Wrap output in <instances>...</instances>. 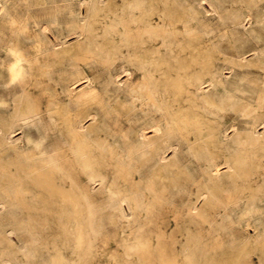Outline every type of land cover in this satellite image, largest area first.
<instances>
[{
  "label": "rangeland",
  "instance_id": "1",
  "mask_svg": "<svg viewBox=\"0 0 264 264\" xmlns=\"http://www.w3.org/2000/svg\"><path fill=\"white\" fill-rule=\"evenodd\" d=\"M230 1L116 0L98 17L94 0H0V114L14 144L1 147L2 192L10 193L5 174L18 166L17 152L35 146L83 210L68 217L66 201H42L16 172L14 203L0 206V264H264V177L258 188L254 180L264 154L251 144L244 152L242 139L253 115L243 116L244 102L264 111V0L251 9ZM147 9L166 25L126 30L148 39L134 48L120 19ZM71 123L78 139H69ZM256 129L263 134L262 123ZM143 136L157 139L159 153H146ZM98 145L108 158L92 180L81 157ZM209 166L219 179L209 180ZM199 192L203 215L189 208Z\"/></svg>",
  "mask_w": 264,
  "mask_h": 264
},
{
  "label": "bare ground",
  "instance_id": "2",
  "mask_svg": "<svg viewBox=\"0 0 264 264\" xmlns=\"http://www.w3.org/2000/svg\"><path fill=\"white\" fill-rule=\"evenodd\" d=\"M208 1V0H207ZM202 2H204V1H202ZM232 4L233 3H235V2H241L242 3V5H241V8H243V6L245 7V8H248V9H251L252 8V6L253 5H256V0H231L230 1ZM37 3V2H36ZM92 3V2H91ZM94 3H95V5H96V12H97V16L98 17H106L107 15H108V8H107V6H112L111 4H113V5H116L117 4V2H116V0H94ZM199 3V2H198ZM167 5V4H166ZM198 5H200V4H198ZM211 5H212V3H211ZM126 6V5H125ZM124 6V7H125ZM203 6V5H202ZM213 6V5H212ZM59 7V6H58ZM92 7V6H91ZM126 9V8H125ZM61 10V9H60ZM57 11H59V10H57ZM126 11V10H125ZM110 12V11H109ZM114 12V11H113ZM163 12V11H162ZM118 14V13H117ZM244 14V13H243ZM247 17L250 15V12L248 13V14H245ZM55 16H57V15H55ZM128 16V15H127ZM94 17V16H93ZM122 17H123V15H122ZM251 17V16H250ZM124 18V17H123ZM165 15H162V13H156V12H154L152 9H147V11H145V12H141V14H139V15H136V14H132L131 15V18H129V19H120V23L122 24V26H124V32L126 33V30H131V29H134V30H136V31H153V30H155V28H157V27H159V26H162V25H166V22H165ZM249 19V18H248ZM116 20V19H115ZM100 21V20H99ZM251 21V20H250ZM47 24V23H46ZM55 24H57L56 22H55ZM118 24V23H117ZM141 24H143L144 26H142ZM59 25V24H58ZM113 25V24H112ZM155 25H157V26H155ZM159 25V26H158ZM42 26V25H41ZM45 27V26H44ZM49 27V26H48ZM122 29H123V27H122ZM160 32V31H159ZM125 33H124V35H125ZM155 33H156V31H155ZM79 34V33H78ZM126 35H127V33H126ZM59 38V37H58ZM113 38V37H112ZM119 38V37H118ZM153 38H155V34L153 35ZM165 38V37H164ZM18 39V38H17ZM21 40V39H20ZM55 40H57V39H55ZM114 40V39H113ZM116 40V39H115ZM125 40L127 41V42H129V44L130 45H132L134 48L135 47H137L138 46V43H139V45H142L144 42H146L148 39L147 38H145V37H136V36H134V35H132V34H128L127 36H126V38H125ZM257 41H258V39H257ZM54 42V41H53ZM113 43V42H112ZM115 43V42H114ZM124 43H126V42H124ZM152 43V42H151ZM22 44V43H21ZM56 45V44H55ZM126 45V44H125ZM124 45V46H125ZM41 46V45H40ZM105 46V45H104ZM103 46V47H104ZM123 46V47H124ZM129 46V45H128ZM144 46V45H143ZM153 46V45H152ZM156 46V45H155ZM10 46H8V48H9ZM42 47V46H41ZM98 47V46H97ZM122 47V46H121ZM154 47V46H153ZM157 47V46H156ZM7 48V47H6ZM36 48H38V47H36ZM128 48V47H127ZM133 48V49H134ZM257 48V46H255L253 49H256ZM260 48V47H259ZM13 49V48H12ZM28 49V48H27ZM39 49V48H38ZM103 49H105V48H103ZM131 49V48H130ZM132 49V50H133ZM141 49H145V48H141ZM150 50V48H147V50ZM152 49V48H151ZM155 49V48H154ZM97 50V49H96ZM129 50V49H128ZM135 50V49H134ZM133 50V51H134ZM93 51V50H92ZM136 51H138V50H136ZM156 51V50H155ZM159 51V50H158ZM29 52H30V50H29ZM130 52V51H129ZM148 52V51H147ZM151 52V51H150ZM149 52V53H150ZM153 52V51H152ZM252 52V51H251ZM9 53V52H8ZM60 53V52H59ZM10 54V53H9ZM29 54V53H28ZM41 55V54H40ZM39 55V56H40ZM135 55H136V53H135ZM151 55H153V53H151ZM159 55V54H158ZM130 56V55H129ZM128 56V57H129ZM147 56V55H146ZM211 56V55H210ZM213 56H215V55H212V57ZM38 57V56H37ZM232 57V56H231ZM245 57V56H244ZM35 58H36V56H35ZM170 58V57H169ZM255 58V57H254ZM257 58V57H256ZM210 59H211V57H210ZM243 60V59H242ZM127 61V60H126ZM132 61V60H131ZM226 61V60H225ZM235 63V62H234ZM259 66H260V68H262L263 70H264V58H263V61H260L259 62ZM205 66V65H204ZM39 68H41V67H39ZM140 68V67H139ZM14 69V68H13ZM145 69V68H144ZM186 70V69H185ZM1 71V70H0ZM14 71L16 72V69H14ZM18 71H20V70H18ZM223 71H226V70H223ZM229 72V71H228ZM225 73V72H224ZM10 74V73H9ZM12 80V79H11ZM81 80V79H80ZM194 80H196V79H194ZM210 82V81H209ZM151 83V82H150ZM261 84H262V86H263V89H264V79L261 81ZM72 86V85H71ZM73 87H75V86H73ZM200 89V88H199ZM202 89V88H201ZM200 89V90H201ZM2 90V89H1ZM200 90H198V91H200ZM2 93H3V91H2ZM261 93V92H260ZM262 93H264V92H262ZM22 94V93H21ZM82 94H84V92H82ZM260 96V95H259ZM261 98V97H260ZM258 101H259V99H258ZM250 103V102H249ZM258 104V103H257ZM248 103L247 102H244V107H243V116H248V115H250V113H252L253 112V115H252V120H251V127H252V130H250V132H248L249 130H247V132L248 133H246L244 130H243V132H245L243 135H242V139H245L244 140V152H246L247 150H249V148H248V146H250V144L254 147V148H257V150H258V152H262V153H258V154H264V141L263 140H261V139H264V131H263V134H260V133H258L257 132V129H256V126H257V123L258 122H260V123H262L263 124V126H264V111H261V112H259V111H257L256 110V108H250V106L248 107ZM255 106V105H254ZM253 106V107H254ZM259 106V105H258ZM256 107V106H255ZM17 108H22L21 110H23V107H22V105H19V104H17ZM259 109V108H258ZM11 112H12V110H11ZM130 115V114H129ZM90 116V115H89ZM130 117V116H129ZM27 118H29L28 116H24L23 117V119L24 120H26ZM92 119L93 120H95L96 119V114H92ZM28 120V119H27ZM243 122H250L249 120H247V119H243ZM80 125V124H79ZM70 127L67 129V133H68V135H69V139H78V138H76V136L79 134L78 133V130H77V128L75 127V125L74 124H70L69 125ZM82 126V125H81ZM81 126L79 127V128H81ZM260 126V125H259ZM262 126V125H261ZM88 127V126H87ZM155 127V126H154ZM133 128V127H132ZM150 128V127H149ZM152 128V127H151ZM88 129V128H87ZM146 129V128H145ZM155 129V131L157 130V128H154ZM147 130V129H146ZM9 131H11V129H10V124L8 125V123H7V121H5V120H3L2 119V117H1V114H0V173H1V167H2V159H3V157H2V151H4L3 150V148H1L2 147V145L3 144H5V145H8V147H7V149L8 148H13L14 147V144L10 141V139H9V136H8V133H9ZM145 131V130H144ZM242 131V130H241ZM158 132V131H157ZM158 133H160V132H158ZM239 133V132H238ZM151 134V133H150ZM153 134H154V132H153ZM156 134V133H155ZM163 134H165V133H163ZM162 134V135H163ZM140 135H141V132H140ZM169 135V134H168ZM240 135V134H239ZM148 136V135H147ZM154 136V135H153ZM157 136V135H156ZM14 137V136H13ZM139 137V136H138ZM142 137V136H141ZM144 138L142 139V144H143V146H144V148H145V151H146V153H148V154H151V155H154V154H157V153H159V149H160V147H159V145H158V143H157V139H155L154 137H153V139H151V138H146L145 136H143ZM151 137V136H150ZM164 137V136H163ZM167 138V137H166ZM163 140V139H162ZM162 140H161V142H162ZM13 141V140H12ZM59 141V140H58ZM22 142V141H21ZM166 142V141H165ZM56 143V142H55ZM55 143H53V144H55ZM94 143V142H93ZM22 144V143H21ZM168 144H170L169 142H168ZM190 144H191V142H190ZM29 145V144H28ZM52 146V145H51ZM93 146V145H92ZM166 146V145H165ZM24 147V146H23ZM97 147V146H96ZM177 146H175V147H173V148H176ZM20 148V147H19ZM47 148H48V146H47ZM191 148H193L192 146H191ZM83 149V148H82ZM72 150V149H71ZM91 150L92 149H90L89 150V152H90V155H85V156H83V157H81V161L83 162V164L84 165H87V166H89V168L91 167L92 169H91V171H90V173H89V178H91L92 180L93 179H95V177L96 176H98V173H97V165L99 166V161L98 160H101V159H106L105 158V156L107 157V155H105L104 156V153H103V148L102 147H100L99 145H98V147H97V150H96V152H91ZM176 150V149H175ZM253 150V149H252ZM6 151V150H5ZM41 151H43L42 149H41ZM84 151V150H83ZM93 151V150H92ZM121 151V150H120ZM174 151V150H173ZM85 152V151H84ZM17 153H19V154H21V158H20V160H17V161H15V163H14V161L12 162H10V164H16L17 162H18V166H16L15 167V171H14V169L13 170H10L9 171V173H6L5 174V177H6V179H8V181H10L9 183H10V188H8L9 189V192L11 193V191H12V189L14 188V186H13V183H12V181L14 182L16 179V174L18 173V174H20V175H18V178H19V176H21V174H27V176H29L28 178H29V180H30V182L32 183V184H34V185H36V186H38L40 189H41V198H42V201H48V200H50V199H54V200H56L57 202H59V203H63V202H65L66 201V209H67V212H66V215L68 216V217H73V218H81L82 217V214H83V210L81 209V208H79V204H80V198L78 197V196H76V195H74V194H72V193H69V192H67L66 190H65V188H64V185H63V183L61 182V181H57L56 180V178L54 177L55 176V174H54V176L51 174L52 172H49V171H47L46 170V168L44 167V163L46 162V157L44 156V155H39L38 156V152L36 151V148H35V146H32L31 148H29V149H25V150H20L19 152H17ZM103 155H102V154ZM120 153V152H119ZM175 153V152H174ZM173 153V154H174ZM4 154V153H3ZM18 155V154H17ZM121 155V154H120ZM69 156V155H68ZM258 156H260V155H258ZM122 158H124L123 156H121ZM167 156L165 155V152H162L161 154H160V156H159V165H158V167H166V166H168V164H169V160L166 158ZM171 157V156H170ZM108 158V157H107ZM121 158V159H122ZM65 159V158H64ZM119 159V158H118ZM120 160V159H119ZM118 160V161H119ZM145 160V159H144ZM168 160V161H167ZM102 161V160H101ZM116 161V160H115ZM124 161V160H123ZM59 162V161H58ZM77 162H79V159H78V161ZM47 163V162H46ZM176 163V162H175ZM234 163V162H233ZM237 163H239L238 161H237ZM236 163V164H237ZM117 164H118V162H117ZM119 164H121V163H119ZM118 164V165H119ZM61 165V164H60ZM80 165V164H79ZM115 166H116V164H114ZM123 165H125V164H123ZM142 165V164H141ZM255 165H256V163H255ZM259 165V164H258ZM54 166H56V165H54ZM104 166V165H103ZM121 166V165H120ZM177 166V165H176ZM207 166V165H206ZM217 166H219V165H217ZM230 166V165H229ZM119 167V166H118ZM221 167V166H220ZM88 168V167H87ZM183 168V167H182ZM51 169V168H50ZM53 170H54V168H52ZM62 169V168H61ZM133 169V168H132ZM165 169V168H164ZM179 169V168H178ZM231 169V168H230ZM229 169V170H230ZM239 169H240V174L244 177V179H248V177L249 178H251L250 176H249V174H250V172H249V170L247 169V166H246V162H240V165H239ZM251 169V168H250ZM18 170V171H17ZM252 170V169H251ZM258 169H256V171H257ZM134 171H136V170H134ZM219 169L218 168H216V167H214L213 168V166H209V170H208V177H209V180H212V181H214V180H217V179H219ZM17 172V173H16ZM98 172H101L100 170L98 171ZM130 172H132V171H130ZM155 172V171H154ZM185 172V171H184ZM103 173V172H102ZM139 173V172H138ZM254 173V172H253ZM257 172H255V174H256ZM63 174V173H62ZM61 174V175H62ZM131 174V173H130ZM65 175V174H64ZM252 175V174H251ZM66 176V175H65ZM154 176V175H153ZM242 176H241V178H242ZM63 177V176H62ZM70 177V176H69ZM159 177H161V176H159ZM262 177H264V171H259L258 172V174H257V176H256V178L254 179L255 180V182H256V184L258 185L257 186V188L259 187V185H263V181L262 180H260V179H258V178H262ZM98 177H96V179H97ZM147 178V177H146ZM145 177L143 178V180L144 179H146ZM153 178V177H152ZM240 178V179H241ZM70 179V178H69ZM75 179V178H74ZM114 179V178H113ZM151 179V178H150ZM149 179V180H150ZM0 180H1V175H0ZM71 180V179H70ZM139 180H140V178H139ZM142 180V179H141ZM156 180H158V179H156ZM172 180V179H171ZM253 179H252V181H254ZM85 181V180H84ZM95 181V180H94ZM93 181V182H94ZM148 181V180H147ZM70 182V181H69ZM96 182V181H95ZM221 182V181H220ZM247 182H249V181H247ZM87 183V182H86ZM100 183L101 184H105L109 189H110V191L111 190H113V188H114V183H113V181H105V177H104V175L102 174L101 175V177H100ZM138 183V182H137ZM174 183V182H173ZM246 183V182H245ZM250 183H252V182H250ZM71 184V183H70ZM146 183L144 182V185H145ZM90 185V184H89ZM94 185V184H93ZM250 185V184H249ZM74 186V185H73ZM206 186V185H205ZM91 187V186H90ZM146 187V186H145ZM150 187V185L148 186V188ZM252 187V186H251ZM254 188H255V186H253ZM107 188V189H108ZM147 188V189H148ZM256 188V189H257ZM11 189V190H10ZM23 189H24V187H23ZM28 189V188H27ZM93 189V188H92ZM91 189V190H92ZM146 189V188H145ZM149 189H151V188H149ZM251 189V188H250ZM115 190V189H114ZM253 190V189H252ZM258 190V189H257ZM209 191V190H208ZM214 191V190H213ZM244 191V190H243ZM249 191V190H248ZM214 192H216V191H214ZM10 193H7V192H2V189H1V186H0V206L2 207V206H4V208L5 207H9V206H12V204L14 203V201H13V198H12V193L10 194ZM43 193V194H42ZM127 193V192H126ZM256 193H257V191H256ZM258 193H259V191H258ZM251 194V193H250ZM247 195V194H246ZM254 195L255 194H253V196H252V198L254 197ZM32 196H34V198H35V196H38L37 194H32ZM204 197V199H206L207 197V195H205V193H198V194H196V196H195V198H190L189 199V208H190V210L193 212V213H195V214H198V215H203V213H202V210L201 209H199V208H197V204H196V202H197V200L200 198V197ZM132 197H134V195L132 196ZM124 198V197H123ZM148 199H150V197L148 198ZM254 199V198H253ZM125 200V199H124ZM131 200H133L131 197H129L128 199H127V201H131ZM187 203V202H186ZM136 204V203H135ZM200 204V203H199ZM128 205V204H127ZM129 205H131V204H129ZM133 206V205H132ZM129 208V207H128ZM201 208V207H200ZM124 211V210H123ZM124 213V212H123ZM91 214V213H90ZM126 214V213H125ZM143 215V214H142ZM126 217V216H125ZM128 217V216H127ZM126 217V218H127ZM131 217V216H130ZM26 218H27V216H26ZM129 218V217H128ZM81 226H83V225H81ZM80 226V227H81ZM72 228V227H71ZM70 227L68 228V230H70L71 229ZM77 229H78V227H77ZM8 232H9V230H8ZM78 232V231H77ZM81 232H82V230H81ZM79 235V234H78ZM80 237V236H79ZM4 238L6 239V241H7V243L8 244H10V245H13V241H12V239H11V237H9V236H4ZM81 238V237H80ZM84 238V237H83ZM161 238V237H160ZM15 239V238H14ZM13 239V240H14ZM0 240H1V238H0ZM76 240V239H75ZM83 240V239H82ZM17 241V240H16ZM2 242H4V241H2ZM82 242V241H81ZM204 243V242H203ZM3 244V243H2ZM81 244V243H80ZM15 245V244H14ZM13 245V246H14ZM17 245V244H16ZM196 245V244H195ZM21 246V245H20ZM193 246V245H192ZM7 247V246H6ZM163 248H165V249H169L170 248V245H168V244H163V246H162ZM81 248V247H80ZM9 249V248H8ZM243 249V248H242ZM241 249V250H242ZM245 249V248H244ZM259 249V248H258ZM13 250V249H12ZM17 250H18V248H17ZM187 250V249H186ZM236 251H237V249H236ZM239 251H240V249H239ZM198 252V251H197ZM244 252V251H243ZM19 253V252H18ZM195 253V252H194ZM222 253V252H221ZM231 253V252H230ZM262 253H264V252H262ZM239 254V253H238ZM236 255H237V253H236ZM241 255V254H240ZM228 256H229V254H228ZM239 256V255H238ZM237 256V257H238ZM189 257V256H188ZM230 257V256H229ZM232 257V256H231ZM236 257V258H237ZM56 258V260L58 261V262H62L61 261V258L60 257H55ZM76 259V258H75ZM263 259V258H262ZM0 260H1V258H0ZM53 260H54V258H53ZM7 261V260H6ZM73 261H75V260H73ZM192 261V260H191ZM223 261V260H222ZM226 261V260H225ZM9 262H11V261H9ZM8 262V263H9ZM212 262V261H211ZM220 262V261H219ZM234 262V261H233ZM263 262V261H262ZM6 263V262H5ZM53 263H55V262H53ZM73 263V262H72ZM71 263V264H72ZM241 263V262H240ZM264 263V262H263ZM7 264V263H6ZM60 264V263H59ZM221 264V263H220ZM224 264V263H223ZM229 264V263H228ZM237 264V263H236Z\"/></svg>",
  "mask_w": 264,
  "mask_h": 264
}]
</instances>
